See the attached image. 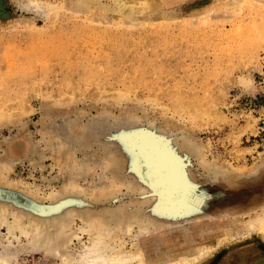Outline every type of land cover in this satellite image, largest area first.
I'll use <instances>...</instances> for the list:
<instances>
[{
  "label": "rangeland",
  "instance_id": "374dc122",
  "mask_svg": "<svg viewBox=\"0 0 264 264\" xmlns=\"http://www.w3.org/2000/svg\"><path fill=\"white\" fill-rule=\"evenodd\" d=\"M45 1L0 0V251L10 264H63L9 226L54 232L59 218L33 205L50 206L70 180L79 211L92 202L173 220L139 236L152 252L206 230L214 255L198 264H264V235L244 225L264 203V0ZM146 133L184 156L193 191L177 208L139 187L136 136Z\"/></svg>",
  "mask_w": 264,
  "mask_h": 264
},
{
  "label": "bare ground",
  "instance_id": "6f19581e",
  "mask_svg": "<svg viewBox=\"0 0 264 264\" xmlns=\"http://www.w3.org/2000/svg\"><path fill=\"white\" fill-rule=\"evenodd\" d=\"M31 1L37 4V8L40 10L46 8L45 0ZM229 1L236 4L239 2V0ZM136 141L135 166L140 178L139 187L141 183L146 184L149 196L155 198L158 205L163 204L166 208H177L184 204L193 191L184 156L174 148L173 144L157 134H138ZM75 185L76 183L70 180L64 189L62 188L51 197L50 206L44 205L42 208H38L35 206L36 202L34 205L32 204L40 215L46 216L52 212L54 217L59 218L54 224V232L39 225H32L33 229L30 230L27 225L31 223L25 224L18 221L16 224H10L9 232L13 233L14 230L19 229L29 238L31 236L33 248L49 249L61 258L63 264H198L208 256L214 255L212 253L214 247L205 241L204 232L206 230H196V234L187 230L184 232L186 235L184 239L173 236L164 242L162 239L158 240L165 245L163 251H150L147 248L154 247V245L146 246L140 241L139 236L154 229H163L172 224L173 220L166 219L165 216H158L155 220L148 222L138 216L126 219L124 214L119 215L111 212L109 207L95 212L93 206L96 203L92 202L91 207H87L86 211H79L82 203L78 199L82 190L78 182L76 188ZM114 189V186H111L101 193L92 191L88 195L92 199L98 200L113 195ZM29 192L33 194L31 190ZM31 193L28 194L32 196ZM34 195L32 197L35 199L38 195L35 193ZM73 197L75 203H71ZM70 203L72 205H67ZM247 212L248 216L244 220L247 234L251 235L257 231L264 235V203L261 204V209L251 207ZM75 216L81 218V223L78 227L73 228ZM136 224L138 229L131 233ZM127 231L134 238L131 247H127L126 244L125 232ZM85 234L88 236L87 239H84ZM230 235L231 233L228 234L223 230L220 235V243L229 239ZM75 239H78V243L73 245ZM1 243L4 246L5 243ZM9 244L11 245L10 242ZM10 245H8L9 248H11ZM27 246L30 247L28 244ZM11 256H13L12 252L0 251V264H10Z\"/></svg>",
  "mask_w": 264,
  "mask_h": 264
},
{
  "label": "water",
  "instance_id": "95a60500",
  "mask_svg": "<svg viewBox=\"0 0 264 264\" xmlns=\"http://www.w3.org/2000/svg\"><path fill=\"white\" fill-rule=\"evenodd\" d=\"M0 8H1V6H0Z\"/></svg>",
  "mask_w": 264,
  "mask_h": 264
}]
</instances>
